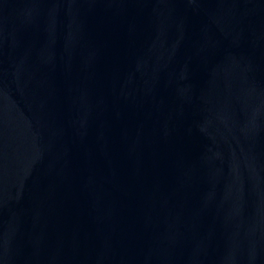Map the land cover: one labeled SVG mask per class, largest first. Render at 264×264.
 Wrapping results in <instances>:
<instances>
[{
    "label": "water",
    "instance_id": "water-1",
    "mask_svg": "<svg viewBox=\"0 0 264 264\" xmlns=\"http://www.w3.org/2000/svg\"><path fill=\"white\" fill-rule=\"evenodd\" d=\"M0 264H264V0H0Z\"/></svg>",
    "mask_w": 264,
    "mask_h": 264
}]
</instances>
